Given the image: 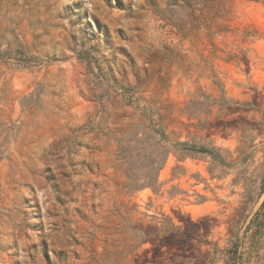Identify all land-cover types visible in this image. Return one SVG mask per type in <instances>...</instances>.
Here are the masks:
<instances>
[{
  "label": "rangeland",
  "instance_id": "obj_1",
  "mask_svg": "<svg viewBox=\"0 0 264 264\" xmlns=\"http://www.w3.org/2000/svg\"><path fill=\"white\" fill-rule=\"evenodd\" d=\"M145 105L173 148L128 193L160 144ZM263 177V0H0V264H98L128 212L174 224L138 261L225 264L235 232L247 257Z\"/></svg>",
  "mask_w": 264,
  "mask_h": 264
},
{
  "label": "trees",
  "instance_id": "obj_2",
  "mask_svg": "<svg viewBox=\"0 0 264 264\" xmlns=\"http://www.w3.org/2000/svg\"><path fill=\"white\" fill-rule=\"evenodd\" d=\"M264 3V0H263ZM152 106L145 105L142 109V119L148 120V126L151 135L159 136L157 143V159H155L151 171L147 173H143L138 176L137 173H126V182L124 184V189L128 193L135 192L136 190L142 187H151L155 192L158 191V172L163 167L166 158L170 151H172L173 144L167 143L170 142L167 136V127L168 125L164 123V121L159 118L158 120H153L152 115ZM131 126V123H130ZM140 132L135 133L138 136ZM176 145H180L182 150H197L200 152H208L209 154L216 156V153L210 149H207L202 146H195L197 144H189L185 141H177L174 143ZM121 151V148L119 149ZM261 189L263 192V199L258 207V209L254 212L252 217L249 219L248 223L244 228V233L247 234L249 244L246 246V254L244 255L243 251H241L242 241L239 232L232 233L229 239V243L225 251V264H248L249 260H253L256 264H264V177L261 180ZM126 221V242L123 243L122 249H117L113 253L106 252L98 262V264H176V259H142L138 261L135 256V252L138 248H142L144 244L150 243L151 249L155 251L157 255L162 253L163 244L160 242V235L163 233H169L174 228V224L170 221L172 227H170L167 231L163 225L158 226V223L161 222L155 219L154 224L150 226V224H146L143 221H134L132 219L131 214L128 212L125 217ZM149 227L155 232V237H151L148 233ZM137 232V234H134ZM143 251L147 249L143 248ZM183 264H186L183 262Z\"/></svg>",
  "mask_w": 264,
  "mask_h": 264
}]
</instances>
